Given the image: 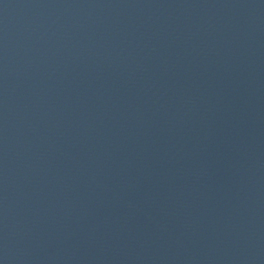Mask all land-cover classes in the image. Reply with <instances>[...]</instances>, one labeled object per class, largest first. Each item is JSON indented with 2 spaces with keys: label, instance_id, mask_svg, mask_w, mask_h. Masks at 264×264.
Segmentation results:
<instances>
[{
  "label": "water",
  "instance_id": "obj_1",
  "mask_svg": "<svg viewBox=\"0 0 264 264\" xmlns=\"http://www.w3.org/2000/svg\"><path fill=\"white\" fill-rule=\"evenodd\" d=\"M0 264H264V0H0Z\"/></svg>",
  "mask_w": 264,
  "mask_h": 264
}]
</instances>
